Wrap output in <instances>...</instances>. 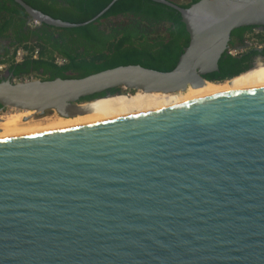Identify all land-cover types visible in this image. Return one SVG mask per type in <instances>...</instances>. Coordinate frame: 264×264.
<instances>
[{
    "label": "water",
    "instance_id": "obj_1",
    "mask_svg": "<svg viewBox=\"0 0 264 264\" xmlns=\"http://www.w3.org/2000/svg\"><path fill=\"white\" fill-rule=\"evenodd\" d=\"M14 1L31 20L71 28L116 0L84 23ZM154 1L176 9L189 35L173 69L128 64L80 78L8 77L0 110L70 117L84 102L121 94L111 88H199L218 71L232 30L264 28V0L185 8ZM0 264H264V85L0 138Z\"/></svg>",
    "mask_w": 264,
    "mask_h": 264
},
{
    "label": "trees",
    "instance_id": "obj_2",
    "mask_svg": "<svg viewBox=\"0 0 264 264\" xmlns=\"http://www.w3.org/2000/svg\"><path fill=\"white\" fill-rule=\"evenodd\" d=\"M23 1L53 18L84 23L112 0ZM170 1L185 8L198 0ZM29 20L28 14L14 0H0V64L7 65L10 79L30 75L41 79L80 78L128 64L168 71L175 67L189 41L180 13L154 0H116L96 20L71 28L45 23L32 26ZM244 29L232 30L231 37L238 36L242 42ZM258 37L263 40L261 35ZM18 47L28 50L37 47L38 57L26 56L14 62ZM254 51L241 50L234 55L224 52L218 61V71L204 77L210 81L232 79L249 67L247 60ZM119 91V88L109 89L113 94ZM104 94V91L95 93L81 101Z\"/></svg>",
    "mask_w": 264,
    "mask_h": 264
},
{
    "label": "bare ground",
    "instance_id": "obj_3",
    "mask_svg": "<svg viewBox=\"0 0 264 264\" xmlns=\"http://www.w3.org/2000/svg\"><path fill=\"white\" fill-rule=\"evenodd\" d=\"M261 85H264V68L257 71H248L235 80L231 79L221 82L206 81L202 87H188L186 91L175 93L143 92L137 90L133 95H126V98L125 96H116L114 99H110L109 97L111 96L97 98L80 104L79 106L83 111L70 117H63L53 113V116L44 117L42 121H24L28 117L36 116L38 112L35 110H22L10 107L7 111L0 114V138L40 133L99 122L135 113L171 107L206 96ZM119 104L125 105L120 106Z\"/></svg>",
    "mask_w": 264,
    "mask_h": 264
},
{
    "label": "flooded vegetation",
    "instance_id": "obj_4",
    "mask_svg": "<svg viewBox=\"0 0 264 264\" xmlns=\"http://www.w3.org/2000/svg\"><path fill=\"white\" fill-rule=\"evenodd\" d=\"M242 27H245L244 30L246 31L243 34V41L240 42L238 36H235V37L232 36L231 37V35H230L228 52H229V50H234L235 51L234 53L230 52V54L234 55L237 52H241V50L242 51L244 50L245 53L248 51H251V50H253V51L255 50V51H254V53H251V55L248 57L247 62L249 64V67L245 71L238 74L237 76H235V77L233 76V78H236V77L240 78L241 76H243L248 71H251V70L257 71V70H261L264 68V43H259L258 45H255L252 41L249 40L250 35H252L256 31L260 35L261 32H264V28H261L259 26H252V25L242 26ZM233 40H234V42H232ZM217 80H219V79H214L213 81H217ZM223 80H221V81H223ZM227 80H229V79H227Z\"/></svg>",
    "mask_w": 264,
    "mask_h": 264
},
{
    "label": "built area",
    "instance_id": "obj_5",
    "mask_svg": "<svg viewBox=\"0 0 264 264\" xmlns=\"http://www.w3.org/2000/svg\"><path fill=\"white\" fill-rule=\"evenodd\" d=\"M30 24L33 26V25H37L39 24L38 21L36 20H30ZM258 34V35H257ZM261 36H263V40H264V32H261L260 34ZM259 36V33L256 31L252 34V39L254 40H258V37ZM230 52H235L234 50H229V53ZM38 53H39V48H34L33 50H28L26 48H23V47H18L15 51V55H14V59L16 62H20L22 61L26 56H31L33 58H37L38 57ZM3 69V65L0 64V70ZM33 77L32 76H26V77H13L12 80L13 81H27V80H32Z\"/></svg>",
    "mask_w": 264,
    "mask_h": 264
},
{
    "label": "rangeland",
    "instance_id": "obj_6",
    "mask_svg": "<svg viewBox=\"0 0 264 264\" xmlns=\"http://www.w3.org/2000/svg\"><path fill=\"white\" fill-rule=\"evenodd\" d=\"M262 39H263V36H262ZM249 40L252 41L255 45H258L259 43H264V40H254L252 39V35L249 36ZM58 62H61V59H57ZM2 74L4 76V78H8V73L6 71H4L2 69ZM33 79H35L36 77L34 75H32ZM239 77H236V78H233L232 80H235V79H238ZM229 80H231L229 78ZM208 84V83H207ZM186 91V90H185ZM121 94H118V95H114V96H111L109 97L110 99H114L116 96H125V98L128 96V95H133L135 94L136 92H130L126 89H121L119 91ZM177 94V93H176ZM127 95V96H126ZM151 100V98H150ZM135 101V100H134ZM134 103H138V102H134ZM120 105V104H119ZM125 104H121L120 106H124ZM127 105V104H126ZM9 107H6V108H3L2 110H0V114H2L3 112L7 111ZM53 113H55L54 111H45L43 113H37L36 116H31V117H28L26 119H24V121H42V118L44 117H49V116H53ZM41 119V120H40Z\"/></svg>",
    "mask_w": 264,
    "mask_h": 264
},
{
    "label": "crops",
    "instance_id": "obj_7",
    "mask_svg": "<svg viewBox=\"0 0 264 264\" xmlns=\"http://www.w3.org/2000/svg\"><path fill=\"white\" fill-rule=\"evenodd\" d=\"M14 62H16L15 59H14ZM2 65H3V70L7 72V69H6V68H7V65H6V64H2ZM0 72H1V74H2V69L0 70ZM2 75H3V74H2ZM8 75H9L8 77H10V74H8ZM30 76H32V75H30ZM35 77H36V78H39L38 76H35Z\"/></svg>",
    "mask_w": 264,
    "mask_h": 264
}]
</instances>
